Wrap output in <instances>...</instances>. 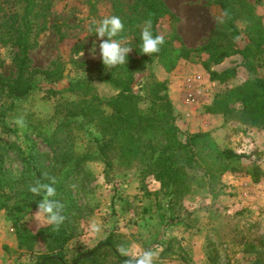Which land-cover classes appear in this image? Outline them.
Segmentation results:
<instances>
[{
    "label": "rangeland",
    "instance_id": "374dc122",
    "mask_svg": "<svg viewBox=\"0 0 264 264\" xmlns=\"http://www.w3.org/2000/svg\"><path fill=\"white\" fill-rule=\"evenodd\" d=\"M166 1L179 20L174 27L168 19L163 20L159 25L160 33L168 38L172 33L179 35L182 44L189 48L205 43L218 20V11L210 9L206 0ZM245 1L255 8L264 26V0ZM133 3L134 0H54L50 9L42 8L45 14L38 20L30 49L32 65L44 69L64 62L67 70L64 78L57 82L40 76L41 88L26 98L0 96L1 139L15 142L27 152L34 148L40 152L62 153L70 145L69 137L74 142L76 155L93 152L91 127L78 122L80 118L73 120L70 136L64 131L65 104L80 99L66 89L70 80L82 74L85 67H92L96 74L100 69H109L100 67L103 64L99 44L107 37L97 38L94 31H90L94 27L92 22L110 16L127 20L133 14ZM55 25L61 26L63 39ZM238 25L242 29L238 45L242 47L249 39L244 31L245 23L239 21ZM121 42L132 47L127 54L135 53L132 37ZM0 53L1 73L14 75L17 48L6 44ZM151 68L158 79L168 81L183 139L191 133L210 132L221 147L252 155L250 161H256L264 171V129L226 120L223 114L207 111L218 93L247 79L263 76L264 69L250 70L241 54L216 64L209 61L206 53L194 60H181L171 73L164 71L158 62ZM228 68H235L236 72L228 82L212 80L213 71ZM144 79V75L137 76L136 91L143 93ZM94 84L100 96L117 92L97 78ZM49 88L58 92L51 94ZM5 167L14 174H21L23 162L10 150L5 156ZM86 167L93 171L96 179L85 188L83 182L70 183L71 199L82 209L77 234L66 247L69 261L110 233L115 234L117 249L124 247L128 256L138 257L149 249L154 251L153 264H253L259 257L264 259V247L259 242L264 236V174L255 180L249 174L226 172L218 181L204 175L206 184L176 203L162 193L155 194L160 183L153 177L142 183L137 171L116 168L105 172L100 161L88 162ZM22 224L35 232L49 225L38 210L28 215ZM45 251L43 242L32 250L19 248L15 227L7 220L5 210H0L1 264H34ZM103 264H112L111 257Z\"/></svg>",
    "mask_w": 264,
    "mask_h": 264
},
{
    "label": "trees",
    "instance_id": "16d2710c",
    "mask_svg": "<svg viewBox=\"0 0 264 264\" xmlns=\"http://www.w3.org/2000/svg\"><path fill=\"white\" fill-rule=\"evenodd\" d=\"M53 1L0 0V49L6 44L17 48L14 57L16 73L6 76L0 71V96L23 99L41 88L40 76L49 82L64 78L66 63L56 62L52 67L35 68L30 56L38 20L45 14L42 8L50 9ZM206 4L218 11V20L205 43L189 48L182 44L179 35L172 33L168 38L159 31L163 20L168 19L172 27L179 20L166 0H134L133 14L122 21L124 29L115 37L134 39L135 53L127 54L128 62L107 71L100 69L97 74L92 67H85L82 74L70 80L66 90L76 93L80 99L65 104L64 131L70 136L75 124L73 120L80 118L78 122L91 127L93 152L76 155L74 142L69 137L67 142L70 145L62 153L40 152L34 148L27 152L17 143L0 138V210H5L7 220L15 227L19 248L32 250L40 242L45 244L46 251L34 264H103L109 257L112 264H125L132 259L117 249L114 233L94 247L78 252L70 261L68 259L66 247L77 234L82 209L71 199L70 183L77 180L83 182L85 188L96 179L93 171L86 167L88 162L100 161L105 172L116 168L137 171L142 183L153 177L160 183L155 194L162 193L170 202L176 203L202 188L206 184L204 175L212 181H218L226 172L249 174L255 180L263 176L262 167L256 161H250L252 155L221 147L210 132L191 133L183 139L168 92V81L158 79L151 70V66L158 62L164 71L171 73L181 60H194L203 53L216 64L229 56L241 54L250 70L264 69V26L255 8L245 0H206ZM148 20H151L153 36L164 37L160 51L150 56L139 54L140 33ZM239 21L245 23L244 31L249 39L242 47L238 45L242 35ZM55 28L63 39L61 26L55 25ZM73 62L83 66L81 62ZM139 74L145 77L143 93L135 90ZM235 74V68H228L222 72L213 71L211 78L228 82ZM96 78L117 92L100 96L94 84ZM48 92L56 94L58 91L49 88ZM207 111L223 114L226 120H238L264 129V75L218 93ZM10 150L16 152L23 162L21 174H14L5 167V156ZM47 177L56 179L53 199L63 205L60 214L65 219L58 228L49 224L35 232L22 221L37 211V203L43 197L31 193L29 188L38 181L50 182ZM259 242L264 247V236ZM263 261L259 257L253 264H262Z\"/></svg>",
    "mask_w": 264,
    "mask_h": 264
},
{
    "label": "clouds",
    "instance_id": "9594fccd",
    "mask_svg": "<svg viewBox=\"0 0 264 264\" xmlns=\"http://www.w3.org/2000/svg\"><path fill=\"white\" fill-rule=\"evenodd\" d=\"M94 27L90 31H94L97 38L107 37L99 44L102 64L107 68L117 65H123L128 62L127 53L132 47L123 45L120 39H114L124 29V24L119 16H110L101 21H93ZM140 51L139 54L150 56L160 51V46L164 43V37L161 35L153 36L151 31V20L146 21L140 33ZM96 44L93 43L92 49L95 52ZM48 183L37 182L34 186H30L29 191L36 196L42 195V199L37 203L38 212L45 218L46 222L59 227L65 217L60 214L63 205L53 197L56 196L55 177H47ZM119 251L127 255V249L120 247ZM156 253L151 249L143 251L138 257H132L125 264H153Z\"/></svg>",
    "mask_w": 264,
    "mask_h": 264
},
{
    "label": "built area",
    "instance_id": "2783aa9c",
    "mask_svg": "<svg viewBox=\"0 0 264 264\" xmlns=\"http://www.w3.org/2000/svg\"><path fill=\"white\" fill-rule=\"evenodd\" d=\"M198 79H201V76H199Z\"/></svg>",
    "mask_w": 264,
    "mask_h": 264
}]
</instances>
